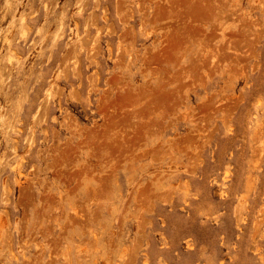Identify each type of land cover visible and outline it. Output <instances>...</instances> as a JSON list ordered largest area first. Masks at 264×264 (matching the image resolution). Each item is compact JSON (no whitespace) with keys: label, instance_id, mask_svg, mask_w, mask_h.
Instances as JSON below:
<instances>
[{"label":"rangeland","instance_id":"rangeland-1","mask_svg":"<svg viewBox=\"0 0 264 264\" xmlns=\"http://www.w3.org/2000/svg\"><path fill=\"white\" fill-rule=\"evenodd\" d=\"M0 264H264V0H0Z\"/></svg>","mask_w":264,"mask_h":264},{"label":"bare ground","instance_id":"bare-ground-1","mask_svg":"<svg viewBox=\"0 0 264 264\" xmlns=\"http://www.w3.org/2000/svg\"><path fill=\"white\" fill-rule=\"evenodd\" d=\"M7 231H8V230H7ZM6 234H7V233H6ZM6 234H5V235H6Z\"/></svg>","mask_w":264,"mask_h":264}]
</instances>
